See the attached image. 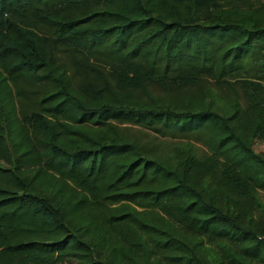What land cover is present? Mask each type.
Instances as JSON below:
<instances>
[{
  "label": "trees",
  "instance_id": "1",
  "mask_svg": "<svg viewBox=\"0 0 264 264\" xmlns=\"http://www.w3.org/2000/svg\"><path fill=\"white\" fill-rule=\"evenodd\" d=\"M37 24L110 79L76 86ZM170 77L186 89L240 78L246 106L210 89L151 94ZM30 81L50 89L20 115ZM118 122L202 135L209 153L158 157ZM257 141L264 2L0 0V264H264Z\"/></svg>",
  "mask_w": 264,
  "mask_h": 264
},
{
  "label": "rangeland",
  "instance_id": "2",
  "mask_svg": "<svg viewBox=\"0 0 264 264\" xmlns=\"http://www.w3.org/2000/svg\"><path fill=\"white\" fill-rule=\"evenodd\" d=\"M264 2V0H249ZM26 19H31L26 16ZM36 29L44 36L49 38V43L53 44L54 56L57 64L65 68L71 76L74 84L77 86L86 77H97L99 70L105 75L107 80L110 79L105 73L109 71L110 66L104 62L99 61L93 57H88L83 51L75 49L71 45L63 44L53 37L46 27L37 24ZM246 84L240 78H230L227 80H216L208 77H200V82L194 87L181 88L173 77L168 80H156L149 84V91L156 96L171 95L175 91L179 92H198L203 89L212 90L219 99L225 100L228 98L236 97L242 106H246L245 99ZM20 94H17L16 106L20 115L29 114L31 111L38 110V100L44 95L50 87L36 84L34 81L24 82L21 84ZM132 97V99H143V93L135 89L131 92H124ZM120 129L131 139L135 140L144 146L150 153L161 157L167 158L170 161L176 159L177 147L191 146L192 152L197 157L207 156L209 151L204 143V136L199 135H178L175 133L160 134L154 130L148 129L140 125H133L128 123L118 122ZM253 149L256 153L264 154V141H257L254 143ZM259 198L264 204V192H259ZM259 220L264 224V214L259 211L256 215ZM65 264H81L76 260L70 259Z\"/></svg>",
  "mask_w": 264,
  "mask_h": 264
}]
</instances>
